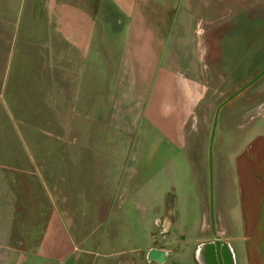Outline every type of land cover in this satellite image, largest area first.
I'll list each match as a JSON object with an SVG mask.
<instances>
[{"label": "crops", "instance_id": "obj_1", "mask_svg": "<svg viewBox=\"0 0 264 264\" xmlns=\"http://www.w3.org/2000/svg\"><path fill=\"white\" fill-rule=\"evenodd\" d=\"M112 31L122 34L115 52ZM166 44L147 0H0V152L14 160L13 153L27 152L26 142L37 146L8 166L0 237L5 232L14 242L10 249L0 242V264H80L89 253L126 254L128 219L137 230L127 236L143 238L132 250L167 251L154 239L169 238L181 220L182 181L198 226L177 237L193 243L205 235L212 208L184 142L194 86ZM104 54L114 62L106 88L94 73ZM96 124L118 136L134 133L136 153H94L84 145L93 142L87 135L82 147L57 153L68 126ZM233 140L229 165L200 168L216 183L210 198L230 221L241 263L264 264V120ZM49 143L56 144L52 152ZM29 223H42V232L21 246Z\"/></svg>", "mask_w": 264, "mask_h": 264}, {"label": "rangeland", "instance_id": "obj_2", "mask_svg": "<svg viewBox=\"0 0 264 264\" xmlns=\"http://www.w3.org/2000/svg\"><path fill=\"white\" fill-rule=\"evenodd\" d=\"M147 5L150 16L165 38L172 63L191 76L190 81L194 87L184 142L192 163L200 169L199 181L204 184L208 209L212 208L210 219L204 223V236L194 239L193 243L186 238L177 237L180 236V230L187 231V227L189 230H196L198 226L196 214L187 212L189 203L186 202L185 193L190 188L182 181L179 188L182 195L179 197L181 220L175 221L169 238L159 237L158 234L154 242L163 243L172 249L175 264H197L193 250L218 237L227 243L233 263L242 264L240 246L230 236V221H227L224 213L223 216H218L214 200H211L210 194L214 193L216 183L215 186L212 182L209 183L210 176L206 168L210 172L209 162L214 167L229 165L227 155L234 146L233 139L241 137L250 123L264 120L260 117L264 114V0H147ZM236 20L241 21V25L236 26ZM253 21L259 24L255 25ZM112 34L115 52L122 34L119 31H112ZM98 45L94 43V47ZM163 62L165 63V58ZM95 65L96 81H104L106 88L114 70V62L105 55ZM96 115L98 116L97 111ZM85 135L90 141L93 137V142L87 141L84 145L94 149V153H136L134 133L118 136L112 127L107 129L99 124L94 127L68 126L65 138L61 140V144L58 142L57 153H70L71 148L77 149L79 145L82 147ZM25 145L27 152L21 150L20 153H13L15 156L19 155L14 160L10 158L11 153L0 152V198L6 205L10 198L8 166L12 162L22 164L24 153H37L34 143L26 142ZM61 145L64 146L63 149L60 148ZM49 147L51 151L56 148V144L49 143ZM181 160L184 158L181 157ZM202 166L206 168L203 170L200 168ZM183 170L185 168H181L180 172ZM212 176L215 178V175ZM126 224L129 232H121L125 235L121 244L125 246L126 254L119 251L109 254L89 253L80 258V264H117L121 255H125L126 260L119 264H137L138 258H134V254L138 250L132 248L141 245L143 238L127 236V233L134 236L137 225L133 219H128ZM3 225L5 229L11 225L5 215ZM24 229V235L28 232V237L18 239L20 242L16 243L31 246L42 232V223L26 224ZM3 236L0 237V242L4 243L3 249L9 248L14 239L11 236L7 238L5 232ZM102 251L104 250L100 249Z\"/></svg>", "mask_w": 264, "mask_h": 264}, {"label": "flooded vegetation", "instance_id": "obj_3", "mask_svg": "<svg viewBox=\"0 0 264 264\" xmlns=\"http://www.w3.org/2000/svg\"><path fill=\"white\" fill-rule=\"evenodd\" d=\"M193 249L194 247L192 248V250ZM197 250H193V257L196 260L197 264H209V258L205 246L199 249V253H197ZM134 256L138 257L139 259L137 264H175L173 262V260H175V255L171 248H168V250L165 251L164 249H159L154 246L145 251H138L134 254ZM215 264L218 263L215 262Z\"/></svg>", "mask_w": 264, "mask_h": 264}, {"label": "water", "instance_id": "obj_4", "mask_svg": "<svg viewBox=\"0 0 264 264\" xmlns=\"http://www.w3.org/2000/svg\"><path fill=\"white\" fill-rule=\"evenodd\" d=\"M203 244H205L209 258V264H215V262L218 264H234L228 245L225 241H222L216 237L215 241Z\"/></svg>", "mask_w": 264, "mask_h": 264}, {"label": "bare ground", "instance_id": "obj_5", "mask_svg": "<svg viewBox=\"0 0 264 264\" xmlns=\"http://www.w3.org/2000/svg\"><path fill=\"white\" fill-rule=\"evenodd\" d=\"M204 246H205V244L200 245L199 249L202 248V247H204Z\"/></svg>", "mask_w": 264, "mask_h": 264}]
</instances>
